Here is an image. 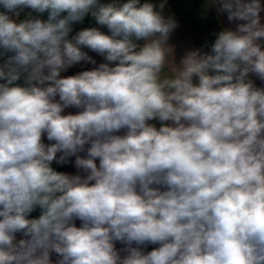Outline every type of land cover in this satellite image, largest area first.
<instances>
[{
    "label": "clouds",
    "instance_id": "1",
    "mask_svg": "<svg viewBox=\"0 0 264 264\" xmlns=\"http://www.w3.org/2000/svg\"><path fill=\"white\" fill-rule=\"evenodd\" d=\"M0 6V55L12 53L0 63V264H52L53 252L56 264H264V88L248 79L264 81L260 0H219L244 23L179 66L167 44L176 22L152 3ZM26 8L47 19L13 18ZM89 13L110 34L69 39ZM82 46L118 63L62 77L96 63ZM71 156L86 176L51 166Z\"/></svg>",
    "mask_w": 264,
    "mask_h": 264
},
{
    "label": "crops",
    "instance_id": "2",
    "mask_svg": "<svg viewBox=\"0 0 264 264\" xmlns=\"http://www.w3.org/2000/svg\"><path fill=\"white\" fill-rule=\"evenodd\" d=\"M101 4H108V3H126L127 0H99ZM145 2L152 3L155 6L156 11H160L161 15L165 17V19L171 18L176 22V27L174 30L169 34V39L167 44L172 49V53L169 57V61L172 65L179 66L182 58L189 52L200 50L201 53H208L211 54V48L214 44L218 33L225 28L235 30L237 25L240 23H244L243 21H229L227 18V13L218 12V5L219 0H140V3L143 4ZM262 6H264V0H260ZM163 4V9L160 8V5ZM6 11L3 6H0V12ZM10 16L13 15L12 13H8ZM66 15V13L62 14ZM33 17H38L42 20H46L48 13H36L32 11ZM261 16V23L264 24V11L260 13ZM14 19L21 20L20 17H13ZM74 26L75 22L72 25V32L69 34V39L75 36L74 33ZM96 27L105 34H110L109 29L107 26L99 25L95 18L89 13L84 17L81 22H78L76 34L87 28ZM138 44L143 45L144 41H137ZM262 45V50H264V39L260 41ZM82 50L85 51L88 56H90L93 60H95V64L91 63L90 61H81L78 64L71 66L66 71L61 72L62 77L73 76L78 74L82 71L93 70L94 68L98 67L100 63H111L112 66H115L118 62H108L104 59L103 56L100 54L82 46ZM0 52H3L0 49ZM12 55V53H6L4 55H0V63H3L4 60L7 59V56ZM213 74V73H210ZM248 79L252 80L256 87L264 88V81H262L256 74L249 73ZM3 82V81H0ZM194 83L198 82V78L194 77ZM16 83L23 84V79L17 81ZM59 97H57V100ZM81 109L75 107H68L64 109L65 115L67 114H76ZM148 123L154 125L157 129L162 126V122L158 119H154L149 121ZM166 124L171 125L172 122H163ZM126 129H121L118 133H114L117 135L125 134ZM43 142L45 144L54 143V141H48L46 134L42 137ZM90 145H85V151L78 153L81 157H86L87 148ZM61 153H58L57 156L59 157ZM75 159L76 156H71L67 158V163H57L53 161L51 166L54 170L58 172H64L70 175L79 174L81 176H86L82 169H78L75 166ZM97 166H99V159L96 160ZM94 183V182H93ZM41 214V210L36 208L32 213L29 214V218H38ZM74 223L77 227L81 226V221L79 219L74 220ZM26 237L23 236V233H17L16 239L19 241L20 239H25ZM132 247H137L135 243L131 245ZM159 244H146L140 245V249L147 254L148 252L152 251L155 248H158ZM115 247L118 251H120L121 256L126 255L127 253L121 251L126 247L125 244L122 242H115ZM50 259L52 260V264H56L57 260L59 259L58 254L51 253Z\"/></svg>",
    "mask_w": 264,
    "mask_h": 264
},
{
    "label": "built area",
    "instance_id": "3",
    "mask_svg": "<svg viewBox=\"0 0 264 264\" xmlns=\"http://www.w3.org/2000/svg\"><path fill=\"white\" fill-rule=\"evenodd\" d=\"M31 12L32 15V10L31 9H24L21 13H20V19L23 20L24 18H26L27 14Z\"/></svg>",
    "mask_w": 264,
    "mask_h": 264
},
{
    "label": "trees",
    "instance_id": "4",
    "mask_svg": "<svg viewBox=\"0 0 264 264\" xmlns=\"http://www.w3.org/2000/svg\"><path fill=\"white\" fill-rule=\"evenodd\" d=\"M77 26H78V22H75V26H74V33H75V35H76Z\"/></svg>",
    "mask_w": 264,
    "mask_h": 264
}]
</instances>
